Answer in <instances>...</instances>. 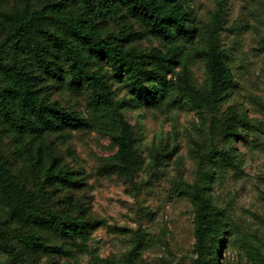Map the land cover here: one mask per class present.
<instances>
[{
  "label": "rangeland",
  "instance_id": "1",
  "mask_svg": "<svg viewBox=\"0 0 264 264\" xmlns=\"http://www.w3.org/2000/svg\"><path fill=\"white\" fill-rule=\"evenodd\" d=\"M50 1L0 0V10H34ZM190 4L197 37L181 48L199 90L207 78L199 51L207 44L212 15L219 7L224 13L219 41L234 82L227 102L202 114L186 103L169 113L125 105L122 112L134 128L141 160L130 173L121 174L112 128L91 117L90 91L75 93L66 81H53L48 86L51 96L91 124L44 139L61 168L82 180L81 187L51 186L44 173L22 157L1 121L0 163L44 217L59 215L66 221L69 215L95 227L86 238L40 230L50 247H64L68 254H39L21 240L33 231L31 224L10 223L9 247L0 252L1 263L196 264L192 196L201 186L228 224L220 263L264 264V0ZM69 9L81 14L78 4ZM138 31L142 47L165 48L163 40L140 27ZM93 66L108 78L118 100L130 99L128 83L114 75L109 63ZM63 70L67 72L64 62ZM3 222H8V208L0 201Z\"/></svg>",
  "mask_w": 264,
  "mask_h": 264
},
{
  "label": "trees",
  "instance_id": "2",
  "mask_svg": "<svg viewBox=\"0 0 264 264\" xmlns=\"http://www.w3.org/2000/svg\"><path fill=\"white\" fill-rule=\"evenodd\" d=\"M191 1L51 0L34 10H0V36L5 37L0 41V121L22 157L41 170L51 186L79 188L82 180L61 168L52 149L44 144L45 136L91 125L89 119L51 96L48 86L55 80L66 81L75 93L90 91L91 117L112 128L121 174L130 173L141 160L134 128L122 112L125 105L169 113L186 103L202 114L206 108L227 102L234 82L219 41L224 21L220 7L212 15L207 44L199 51L207 76L203 89L195 88L193 73L183 62L181 45L193 44L197 37ZM70 4H78L81 14L73 15ZM138 27L163 40L165 48L142 47ZM102 62L110 64L114 75L125 78L128 101L118 100L108 78L94 70V63ZM0 201L8 208V222L0 223V252L8 250L6 227L10 223L31 224L33 231L21 240L39 254H68L64 247H50L40 230H61L67 237L86 238L95 227L69 215L66 221L59 215L44 217L1 163ZM192 203L196 264H221L228 236L223 213L201 186Z\"/></svg>",
  "mask_w": 264,
  "mask_h": 264
}]
</instances>
